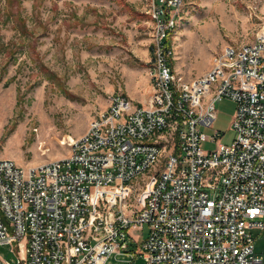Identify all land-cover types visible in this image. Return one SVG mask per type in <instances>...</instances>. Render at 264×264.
Wrapping results in <instances>:
<instances>
[{"label":"built area","instance_id":"obj_1","mask_svg":"<svg viewBox=\"0 0 264 264\" xmlns=\"http://www.w3.org/2000/svg\"><path fill=\"white\" fill-rule=\"evenodd\" d=\"M183 2L152 0L147 104L112 93L64 158L23 166L0 157V245L18 264H105L113 253L143 264H264L255 250V232L264 234V23L253 41L225 45L208 71L184 79L162 44ZM224 97L236 105L230 143L204 131ZM0 264L10 262L0 255Z\"/></svg>","mask_w":264,"mask_h":264},{"label":"rangeland","instance_id":"obj_2","mask_svg":"<svg viewBox=\"0 0 264 264\" xmlns=\"http://www.w3.org/2000/svg\"><path fill=\"white\" fill-rule=\"evenodd\" d=\"M151 9L152 0H0V157L23 166L64 158L112 93L147 104L157 44ZM263 23L264 0H184L170 36L175 71L184 79L205 73L225 45L253 41ZM235 108L222 98L204 131L220 130L230 143ZM255 237L264 259V234ZM0 255L18 264L10 245ZM130 258L113 253L105 264L145 262Z\"/></svg>","mask_w":264,"mask_h":264},{"label":"trees","instance_id":"obj_3","mask_svg":"<svg viewBox=\"0 0 264 264\" xmlns=\"http://www.w3.org/2000/svg\"><path fill=\"white\" fill-rule=\"evenodd\" d=\"M14 1H17L19 2V0H8V3L9 5L13 6V2ZM169 16L168 12L165 13V17L167 18ZM19 23L23 24V21L22 19L19 20ZM23 31L25 32V28H22ZM173 29H170L168 32H167V35L162 39V44L166 47V48H170L171 44H170V36H171V33H172ZM170 64L171 66L173 65L172 63V59H170Z\"/></svg>","mask_w":264,"mask_h":264}]
</instances>
